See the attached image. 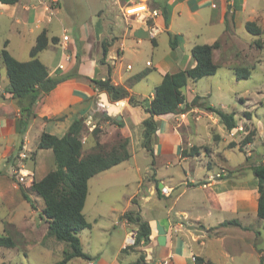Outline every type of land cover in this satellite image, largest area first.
<instances>
[{
  "label": "crops",
  "instance_id": "1",
  "mask_svg": "<svg viewBox=\"0 0 264 264\" xmlns=\"http://www.w3.org/2000/svg\"><path fill=\"white\" fill-rule=\"evenodd\" d=\"M135 1L146 3L150 8L159 10L160 14L154 21L162 26V32L154 39L148 35V24L152 20L144 22V20L141 21L133 16L125 17L122 14L123 5ZM154 4L150 0H113L112 5L116 8L112 11H116L115 15L124 22V28L118 30L114 19H110L111 29L107 32L105 22L99 20L100 16L94 24L83 23L77 26L74 29V34L68 33L67 28H63L69 36V40L66 42L67 50L64 52L61 48L63 34L56 37L55 42H51V38L48 37L49 44L46 49L39 52L38 59L46 66L50 76H66V78L47 94L37 99L33 105L35 116L28 118L26 125H23L16 99L5 89L8 79L7 83L3 85L4 87L0 86V203L6 204L9 212L13 213L8 221L6 218L1 220L3 224H1L0 235L13 237L14 232L7 228V224H10L16 231L22 232H32L43 228L42 225H44L41 238L35 244L41 247L45 245L43 239L47 226L45 220L37 213V211H41L43 203L39 204L37 208L30 206V211L24 206V209L27 210L26 214H22L20 218L19 216L15 217V212L20 211L19 205L22 200H25L22 197V190L29 197L30 194L24 186L22 187L12 178V159L21 151L28 156L33 154V159L30 158L29 161L27 158L31 162L29 166H32L29 169L34 174L33 180L41 179L49 171L55 169V161L51 149H37L40 135L43 132L57 135L54 131H62V129L67 132L72 122L78 119L84 122V131L81 134L84 152H88L93 145L91 131L98 127L100 134L106 129L116 132L126 131L129 135L127 148L130 157L124 161H129L131 158L132 166L138 173L141 171L138 164L139 154L137 151L139 147L141 152L143 151L142 156L146 157V154H149L152 159L150 165H146L145 169H153V173L140 177L136 192L129 196L130 203L120 215L133 209L141 212V201L148 202L153 196L165 201L160 209L164 207L166 211L164 215L147 220L151 230L148 243L138 247H129L128 249H134L137 254L128 257L124 262L126 264L134 262L138 257V251H142L146 264H195V256L202 257L203 264L207 261L214 263L207 256L193 252L191 242L197 241L202 245L203 240L195 232L197 229H189L191 228L190 222L200 223L199 216L192 217L189 209L198 205L201 209H207L208 214L223 209L237 211L239 205L243 209L244 190L242 189L243 182L238 177H226L211 181L212 171L205 168L207 157L199 164L201 165L200 175L195 173L197 169L192 162L195 157L202 155L203 149L200 148V153L189 154L190 147L201 145L193 144L189 136L184 134L183 127L188 124L193 113L197 114L196 119H199L204 112L202 108L190 105L192 99L199 95L195 89L196 83L192 85L197 80L188 81L183 87L185 92L182 88V93L188 104L185 108L184 105L182 106L184 108L182 112L155 116L157 130L151 143L152 154L142 144V120L148 115L144 112V108L148 107L155 87L167 72H175L195 65L196 62L191 55V48L194 45L211 44L221 39L225 34L226 26L240 29L245 28L247 21H254L258 13V0H155ZM15 6H18V2L14 4L0 3V14L4 8L14 9ZM31 7L34 14L27 30L32 33L34 29L42 28L47 33L51 18H47L44 11L38 10L40 5ZM163 7L166 9V17L161 12ZM27 12V9L23 10L21 7L20 11H14L12 17L16 21L22 20L27 23ZM164 33L168 34V38L163 37ZM105 41L107 42L104 55L103 43ZM161 43L166 46L162 55L158 52ZM53 44L57 48H55L54 54L49 55L46 52H49L48 49ZM215 50L219 52V48L213 50V60ZM8 52L14 57L13 52L10 50ZM148 55H151L150 59L146 58ZM19 61L26 60L19 59ZM214 62L217 63L215 60ZM59 65H62V68ZM217 65L216 73L220 69V65L218 63ZM107 77L110 78L113 85L121 86L139 98L140 104L131 105L128 98L113 100L108 92L90 81V79L103 80ZM207 114L213 120H217V117ZM114 120L122 121V126L115 124ZM31 135L33 136L31 137ZM185 150H187V154L184 153ZM52 161L54 166L50 168L49 163ZM175 164L181 167L183 173V176L179 178H174L172 172L160 170ZM127 167L129 165L124 166L122 171H126ZM159 183L162 184L160 188L158 187ZM26 186L29 188L30 183ZM162 188L166 189L167 194L161 191L158 195V190H162ZM197 191H200V199H196L194 196ZM251 194L253 200L256 199L257 206V193L253 190ZM185 196V203L188 205L185 206V203L179 205ZM171 219H174L175 222L172 223ZM156 222H159L165 229L164 245H159L157 242ZM222 222L219 221L217 225ZM121 223L124 227V236L121 239L119 250H123L127 231L131 229L130 224L122 218L121 221L115 220L114 225ZM200 225L205 229L212 227ZM14 229L13 231H15ZM132 230L136 233L135 225ZM217 233L219 234L214 236H209L206 233V236L211 239H221L224 232ZM255 254L259 263L260 254L256 252ZM124 262L116 258L113 259L112 264H125ZM89 263L107 264L100 258L93 259Z\"/></svg>",
  "mask_w": 264,
  "mask_h": 264
},
{
  "label": "rangeland",
  "instance_id": "2",
  "mask_svg": "<svg viewBox=\"0 0 264 264\" xmlns=\"http://www.w3.org/2000/svg\"><path fill=\"white\" fill-rule=\"evenodd\" d=\"M150 1L155 5V0ZM112 2L113 0H19L18 6H15L14 9L4 8L0 14V50L7 44L6 48L13 52L16 59H29V51L35 44L37 35L42 31V28L34 29L32 33L27 30L33 19L34 13L31 7L33 5H40L38 10L44 11L47 18H51L46 33L49 38L61 36L63 28H67L68 33L74 34V29L77 26L83 23L94 24L99 16L100 22H105L107 32L111 29L110 19H114L116 28L121 30L124 28V22L115 15L116 11H112L116 8ZM21 7L28 11L26 17L28 21L24 20L28 24L22 20L16 21L12 17L14 11H20ZM257 9L258 13L254 22L261 28V33L251 34L245 28L232 29L227 26L224 36L219 39L221 44L219 52L215 50L214 60L220 65V69L214 76H204L194 83L191 82L192 85L196 83L195 89L204 98L205 104L220 108L228 113L234 112L236 127L231 130L224 129L218 119L213 120L207 113L213 114L204 109L201 118L196 119L197 114L193 113L188 124L183 127L184 134L189 136L193 144L201 145L194 146L196 150H192L190 147V152L200 153V148L203 149L202 155L195 157L192 162L197 169L195 171L197 175L201 173L199 164L207 157L205 168L212 171L211 181L226 177H238L243 182V209L239 205L237 211L223 209L209 214L207 209H201L198 205L189 209L191 216H199L200 220V223L190 222L191 228L189 229H197L195 232L203 240L202 245L197 241L191 242L193 252L207 256L215 264H258L255 252L264 258V219L257 217L256 199L253 200L251 194L254 190L258 199L257 180L251 167L264 160V0H258ZM163 37L168 38V34L164 33ZM165 47L162 43L160 44L158 52L161 55ZM55 48H57L56 45H51L48 49L49 52L46 53L54 54ZM150 56L148 55L146 58L150 59ZM235 67L249 68V77L237 79L233 71ZM0 82L2 87L7 83L6 70L2 64L0 65ZM183 91L185 92V88ZM246 112L249 113L250 118H247ZM253 130L252 141L249 144L241 145L242 139ZM54 132L58 136L66 133L63 129ZM116 133L118 132L106 129L100 134L99 140L101 144L106 145V150L122 140V136L116 135ZM230 143H233V146H230ZM137 152L139 154L138 164L141 167L139 173L132 166L133 160L130 158L129 161H122L88 180V194L83 213L90 223V227L79 230L77 236L83 251L89 255L90 259L75 257L67 264H90L89 262L96 258L102 259L107 264H112L113 259L117 258L124 262L128 257L137 254L132 248L119 250L121 239L124 236V227L122 223L114 225L115 220L121 221L120 213L130 203L129 196L136 192L140 177L153 173V169H145V166L150 165L152 161L150 155L142 156L143 151L141 152L140 147ZM184 153L187 154V150ZM247 156L248 160H246ZM31 158L33 159V155ZM28 159L30 161V156ZM28 159L26 158L20 167L29 171L32 166H29L31 162ZM18 163L16 156L12 159V164L17 168ZM49 165L50 168L54 166L53 161ZM127 165L129 167L123 172V167ZM183 166L186 168L185 165ZM198 167L200 168L198 169ZM160 170L172 172L174 178L183 176L178 164ZM23 173L27 172L23 171ZM11 175L15 181L29 191L35 208L43 203L41 198L26 186L31 184L34 179L31 170L26 182H19L13 175L12 169ZM199 193L200 191H197L194 195L196 199L201 198ZM185 199L186 196L181 199L179 205L184 204ZM141 202L139 214L143 220L147 221L152 217L165 214V208L160 209V206L162 207L165 203L162 198L153 196L150 201ZM184 205L187 206L188 203ZM24 206L27 207V210L30 209L29 202L22 200L19 205L20 213L15 212V217L19 216L20 218L22 214H26L27 210L24 209ZM37 213L39 214L40 211ZM11 215L13 213L9 212L7 205L0 203V229L3 224L1 220L6 218L8 221ZM232 219L237 220L238 224L217 225L219 221ZM171 221L175 222L174 219ZM129 224L132 230L134 224ZM200 224L212 227L205 229ZM6 226L14 232L11 237L14 239L15 246L12 249L4 248V246L0 248V264H53L62 258L63 249L66 247L64 242L57 241L46 234L43 239L45 244L43 247L35 244L41 238L44 225H42L43 228L32 232L16 231L10 224ZM205 232L209 236L219 234L217 232H224V234L221 235V239H211L206 236ZM124 263L126 264V262Z\"/></svg>",
  "mask_w": 264,
  "mask_h": 264
},
{
  "label": "trees",
  "instance_id": "3",
  "mask_svg": "<svg viewBox=\"0 0 264 264\" xmlns=\"http://www.w3.org/2000/svg\"><path fill=\"white\" fill-rule=\"evenodd\" d=\"M18 1L0 0V3L14 4ZM161 10L163 16L166 17V9L163 7ZM245 29L251 34L261 33V28L254 21H247ZM56 40V37H52L50 41L55 42ZM48 44L49 39L46 30H42L37 35L35 44L29 51L30 58L26 61L15 59L5 46L0 50V65L4 66L8 79L5 89L16 99L23 125H26L28 118L35 116L33 105L37 99L47 94L66 78V76H50L46 66L38 59L39 52L46 49ZM220 45L219 39L211 44L194 45L191 48V55L196 62L195 65L191 68L167 72L155 87L148 107L144 108V112L148 115L142 120V144L150 154H152L153 135L157 130L155 116L180 113L188 106L182 88L186 86L188 81H196L204 76L216 73L218 65L214 62L212 53ZM103 54H106V43H103ZM233 71L237 79L247 78L250 74L249 68L246 67H235ZM90 81L95 86L108 92L113 100L128 98L131 105H139L141 102L139 98L130 94L125 88L113 85L109 77L103 80L90 79ZM183 105L184 108H182ZM190 105L211 112L226 130L236 127L234 112L228 113L220 108L205 104L204 98L199 95L192 99ZM246 115L247 118H250L248 112H246ZM114 123L120 127L122 126V121L114 120ZM83 131L84 122L77 119L72 122L67 132L62 136L43 132L37 143V149L52 150L55 169L49 171L41 179L33 180L29 190L37 194L43 202L39 216L46 222V234L66 244L62 252V258L53 264H67L69 260L75 257L90 259L89 255L83 251L80 239L77 236L79 230L90 226L83 213L88 193V180L95 174L107 170L130 157L127 148L129 135L125 130L116 133V135L122 136V140L106 150V145L101 144L99 140L100 129L95 127L91 131V138L94 143L88 152L83 151L81 140ZM253 135L254 130L247 133L242 139L241 145L249 144ZM230 146H233V143H230ZM191 149L196 150V147L192 146ZM32 155H30V158ZM248 159L247 156L246 160ZM251 170L257 180V191L259 193L256 215L258 218L264 219V160L253 165ZM160 193L161 190H158V195ZM22 197L29 202L31 207H34L32 200L23 190ZM121 218L136 226L133 247L148 243L151 233L150 226L147 221L141 218L138 210H128L122 214ZM229 224H238V221L235 219L223 221L218 226ZM0 246L14 247V239L8 235H0ZM126 249L123 248V250ZM263 261V256H260L258 264H263ZM194 263L203 264L204 259L195 256ZM128 264H146L144 253L138 251L137 259ZM205 264L214 263L207 261Z\"/></svg>",
  "mask_w": 264,
  "mask_h": 264
},
{
  "label": "built area",
  "instance_id": "4",
  "mask_svg": "<svg viewBox=\"0 0 264 264\" xmlns=\"http://www.w3.org/2000/svg\"><path fill=\"white\" fill-rule=\"evenodd\" d=\"M122 14L125 17H135L136 19H140L141 21L144 20V22L151 21L150 24H148V35L151 39H154L159 33L162 32V26L159 25L157 22H155V18L159 16V10L150 8L146 3L143 2H130L126 3L122 7ZM61 37V48L63 52L67 50L66 42L69 40V36L66 33V30L63 29ZM149 64V62H147ZM60 68H62V65H59ZM129 67V66H128ZM1 90V87H0ZM28 158V155L24 152H19L17 155V160L19 161L18 167L12 166V172L13 175H15L16 179L19 182H26V179L28 178V170H24V167H20V165L23 164L24 160ZM23 171H26L27 173H23ZM219 175V174H218ZM163 193H166L165 188H162L161 190ZM135 231L128 229V232L126 234L125 242L123 245V248H129L133 247L135 244Z\"/></svg>",
  "mask_w": 264,
  "mask_h": 264
},
{
  "label": "water",
  "instance_id": "5",
  "mask_svg": "<svg viewBox=\"0 0 264 264\" xmlns=\"http://www.w3.org/2000/svg\"><path fill=\"white\" fill-rule=\"evenodd\" d=\"M161 186H162V184L159 183L158 187L160 188ZM155 229L157 231V242H158V244L164 245L165 240H166L165 229L163 228V226L159 222L155 223Z\"/></svg>",
  "mask_w": 264,
  "mask_h": 264
}]
</instances>
